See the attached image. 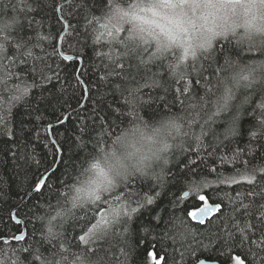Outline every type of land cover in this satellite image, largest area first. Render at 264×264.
Returning <instances> with one entry per match:
<instances>
[{
    "label": "snow or ice",
    "instance_id": "obj_1",
    "mask_svg": "<svg viewBox=\"0 0 264 264\" xmlns=\"http://www.w3.org/2000/svg\"><path fill=\"white\" fill-rule=\"evenodd\" d=\"M0 264H264V0H0Z\"/></svg>",
    "mask_w": 264,
    "mask_h": 264
}]
</instances>
